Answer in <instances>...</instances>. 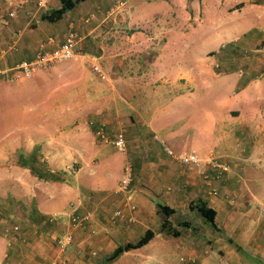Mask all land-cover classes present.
I'll return each instance as SVG.
<instances>
[{"label": "crops", "instance_id": "1", "mask_svg": "<svg viewBox=\"0 0 264 264\" xmlns=\"http://www.w3.org/2000/svg\"><path fill=\"white\" fill-rule=\"evenodd\" d=\"M59 5V0H0L1 70L33 59L42 41L50 40L47 49H54L70 31L78 34L75 50L84 59L77 60L83 69L64 71L63 64L40 69V76L54 74L57 83L71 77L72 90L78 87L81 99L71 100V114L57 108L50 131L41 126L22 147L12 138L11 148L0 152L1 157L24 148L11 168L0 164V187L6 171L13 178L12 190L0 193V264L5 259L111 264L125 255L136 258L166 232L159 204L180 216L198 199L215 210L217 228L210 225L204 235L191 223L184 226L190 230L182 242L189 246L190 264H225L209 263L213 254L226 264H246L233 239L244 214L254 221L248 228H254L252 258H264V215L255 207L264 200V187L255 186L260 173L264 181V166L256 159L264 156L257 143L264 141V0H83L54 22L42 19ZM91 64L101 68L104 79ZM8 75L0 74V81H12ZM99 130L109 141L97 135ZM118 133L125 150L111 143ZM167 148L195 153L201 166L183 165ZM21 156H32V168ZM216 157L234 165L217 180L207 164ZM127 162L133 180L126 193H117ZM245 170L252 171L246 183L240 173ZM45 171L57 180L43 179ZM211 187L220 188L221 196ZM226 193L236 196L231 211ZM127 203L136 206L133 213ZM119 208L134 221L113 220ZM53 213L61 218L50 221ZM72 214L88 218L73 223ZM220 220L231 227L232 240L221 239L222 248L214 249L209 239ZM147 230L154 232L149 242L107 260L117 246L135 242ZM68 231L73 241L60 249L55 240Z\"/></svg>", "mask_w": 264, "mask_h": 264}, {"label": "rangeland", "instance_id": "2", "mask_svg": "<svg viewBox=\"0 0 264 264\" xmlns=\"http://www.w3.org/2000/svg\"><path fill=\"white\" fill-rule=\"evenodd\" d=\"M245 53L248 54V52ZM77 60L80 61L84 59L81 55V58L75 57L73 59L58 62L56 64H63L64 71H70L77 67L79 69H83L84 66L81 65V63ZM56 64L51 65L49 67H53ZM49 67H45V69ZM218 67L219 65L214 66L215 69H217ZM39 70L40 69L37 70L38 72L35 71L29 76H21L12 81H0V152L7 150L9 146L11 148V142L9 141L12 138H15V140L19 138L16 144H19L20 147H22L24 139L29 136L33 137L38 135L41 126H47L50 131V128L52 126H55L54 124L56 119L55 116L57 115V108L64 106L66 108V111L65 113H63L65 115H70V106L72 105L71 100L80 101L81 99L78 87L72 90L73 84L71 81V77L66 78L65 81H60L57 83V78H55L54 74L48 73L46 75L40 76V72L43 70ZM90 75H92V73ZM4 85H6L5 88H3ZM61 86L63 91H59ZM57 95H59V98L57 97ZM52 121L54 124H52ZM257 143L259 144L258 149L259 151H261L260 154H262L264 141L260 140L257 141ZM230 144L231 143H229V145ZM22 149L24 148H20V150L18 149L15 153H13V155H2L0 157V164L5 165V169L7 170L11 168L9 165H12L13 160H18L20 153H23ZM216 158L222 160V158L220 157ZM258 158L261 160V162L259 163L264 166V156L257 155L256 159ZM229 163L231 164V169L229 172H231L234 168V165L231 162ZM16 169L17 171H21V173L23 172V169L21 167L17 166ZM251 172L252 171L248 170H245L244 173L240 172L245 177L244 183L249 181L247 179L250 178ZM262 176L263 174L260 173L259 177L256 179L255 186L258 188L264 187V181ZM2 178L3 180H5V184L3 187H0L1 196L7 195L8 192L12 190L11 186H13V178L9 176L8 171H6L4 175H2ZM239 185L242 186V184ZM214 188L217 189L216 196H218L220 194V188ZM219 196H221V194ZM223 197L225 200L231 201L228 204L230 206L228 210H233L232 208L236 207L235 194L226 193L223 194ZM259 198H262V196H260ZM255 207L263 211L261 213L262 215H264V200L262 201V203H259V205ZM244 215L245 218L242 221L243 226L241 227L240 233L234 235V242L238 244V246H241L244 250L241 253L243 258L242 261L244 263L264 264V258H252L254 257L253 255H255L256 250V247H254L253 245L252 236V234H254V231L251 232V230H253L254 228L251 230H249L248 228L254 227V225L252 224L254 223V221L253 219H251L252 217H250L248 214ZM179 220L188 221L193 227H196L200 231L202 230L201 232L204 235L207 234L208 230L213 229L211 228L209 223H204L206 221L197 213V211H193V209H190L189 212H182L180 216L175 215L171 218V222L173 223L172 225H174V227H177V229L180 231V234L178 236H173L167 232L162 233V235H156L147 246L140 250L141 256L139 254L138 257L131 258L125 255L120 258V260L114 259L115 261H112L113 263L111 264H190L191 261H189V256L191 252L189 251V246L182 244V242L185 241L184 237H188L190 230L187 227L178 226L177 223L179 222ZM235 222L237 223V221ZM223 224L224 222H222L221 220L218 222V225L220 226L219 230L223 228L224 232H219V230L217 229V232L215 231L216 233H214L213 237L209 239L210 243L213 244L214 249H216L218 245H220V248H222L223 245L220 244L222 240L224 243L226 242L228 244H231V227H225V225ZM260 225L264 227L262 223H260ZM259 226L255 227L260 229ZM262 227L261 229H263ZM248 230L249 232L246 233ZM202 239V242L199 243V245L201 244L200 248H203L204 243L206 241L204 237H202ZM120 243L121 241H117V243H114L113 246L119 245ZM181 258H183V260ZM208 259L210 260L208 261L209 263H212V261L225 264L227 263L226 258H219V260L218 257L214 254L211 255Z\"/></svg>", "mask_w": 264, "mask_h": 264}, {"label": "built area", "instance_id": "3", "mask_svg": "<svg viewBox=\"0 0 264 264\" xmlns=\"http://www.w3.org/2000/svg\"><path fill=\"white\" fill-rule=\"evenodd\" d=\"M41 4H42L41 1H38V5ZM9 15L12 16L13 13L10 12ZM78 38L79 36L75 31H70L65 35L64 40L60 45L50 50L47 49V46L51 43V41L50 40L42 41L39 44L38 51L33 59L20 61L9 71H3L0 69V74L4 75L9 72L8 77L11 78L12 80H15L21 76H29L38 69L49 67L58 62L73 59L79 56V53L75 50V46L77 44ZM91 67L93 71L99 76V78L101 79L105 78V74L98 65L92 64ZM97 135H99L105 141H109V139H106V137L104 136L101 130L97 131ZM111 143L115 147L121 150H125L126 148L125 141L123 139L122 134L120 133L117 134L116 138L111 140ZM166 151L170 156L178 159L183 165L189 168H196L201 166V160L193 152H182L180 154H176L169 148H167ZM207 164L210 165L212 171L215 173V178H216L215 180L220 179L221 176L229 172L231 169V164L229 162H225L219 159H210L207 161ZM204 177L208 178L209 175L204 172ZM132 180H133L132 164L127 162L123 166V175L120 178L117 189L115 191L117 193H126L129 190ZM211 193L216 194L217 189L211 187ZM125 206L130 211V213H133L136 209V206L131 203H127ZM59 218H61V216L58 213L50 214L48 217L50 221ZM87 218L88 216L81 217L79 215L72 214L70 220L73 223H77L78 221L86 220ZM125 218H127L128 221L133 222L135 217L133 214L126 215L125 210L123 208L116 209L112 215L113 220H121ZM14 229L17 230L18 227L15 226ZM73 238L74 235L68 231L62 234L61 236H59L58 238H56L55 242L57 247H59L60 249H65L73 241ZM181 259L183 260V258ZM2 264H17V263L9 259H5V261H3Z\"/></svg>", "mask_w": 264, "mask_h": 264}, {"label": "trees", "instance_id": "4", "mask_svg": "<svg viewBox=\"0 0 264 264\" xmlns=\"http://www.w3.org/2000/svg\"><path fill=\"white\" fill-rule=\"evenodd\" d=\"M83 0H59L60 5L57 8H52L49 11L46 10L42 14V19H45L50 22H54L62 17V15L75 8V6ZM25 164L32 162V166L35 164V162L32 161V156L20 157ZM33 170V169H32ZM39 176L40 173H37ZM41 177L46 180H57L56 176L49 172L45 171L44 174H41ZM159 212L165 217L163 218V221L161 222V227L166 230L167 233H170L173 236H178L180 234V231L177 229V227H174L172 225L173 223L171 220H169L170 217H173L174 210L169 208L165 205H158ZM190 208L195 209L197 213L207 222L209 223L213 228H217L216 222H215V210L208 206V204L203 199H198L196 201H193L190 203ZM178 226H188L190 225L188 221L186 220H179L177 223ZM154 236V232L151 230H147L140 238H138L135 242H127L123 245L117 246L114 251L107 257V260H112L122 254L125 251L139 248L149 242Z\"/></svg>", "mask_w": 264, "mask_h": 264}]
</instances>
